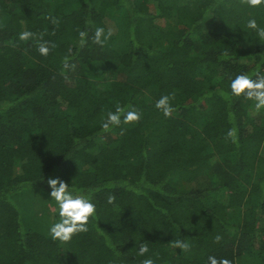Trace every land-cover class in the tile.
Here are the masks:
<instances>
[{
    "label": "trees",
    "instance_id": "trees-1",
    "mask_svg": "<svg viewBox=\"0 0 264 264\" xmlns=\"http://www.w3.org/2000/svg\"><path fill=\"white\" fill-rule=\"evenodd\" d=\"M250 18L264 28V5L0 0V264H264V109L230 89L238 74L264 75ZM96 27L113 32L103 47L92 43ZM25 30L35 35L20 41ZM78 30L88 33L83 48ZM97 65L109 76L95 79ZM169 93L176 111L166 118L155 104ZM117 105L142 118L103 133ZM233 127L236 143L226 139ZM48 178L96 205L70 242L49 235L58 207L37 230L16 202L22 193L52 200Z\"/></svg>",
    "mask_w": 264,
    "mask_h": 264
},
{
    "label": "clouds",
    "instance_id": "clouds-1",
    "mask_svg": "<svg viewBox=\"0 0 264 264\" xmlns=\"http://www.w3.org/2000/svg\"><path fill=\"white\" fill-rule=\"evenodd\" d=\"M243 4L249 7H259L264 5V0H241ZM53 25L57 24L55 19H52ZM246 27L256 32L257 36L264 40V28L260 27L254 18H250ZM35 34L31 31L25 30L19 34L20 41H28ZM79 44L83 48L87 43L88 33L86 31L78 30ZM113 32L108 29L107 32L103 27H96L91 37L92 43L103 47L112 37ZM44 34H40L41 43L38 45L37 51L41 56L47 57L51 51V45L49 41L43 39ZM71 53V49H69ZM63 67L69 71H75L76 65L70 63L69 55L63 58ZM255 79L248 74H238L231 80L230 89L231 95L234 97L244 96L249 100H254L255 110L258 112L264 109V75L259 72L255 73ZM175 99L174 94L162 95L155 104V107L160 110L166 118H171L172 113L176 109L172 106L171 101ZM142 118V114L132 108L131 105L125 107L117 105L115 111L108 112L107 118L101 122V131L103 133L110 132L113 127H120L122 124L128 125L138 123ZM124 129H121V134L124 133ZM238 130L233 127L228 130L226 139L231 140L233 143L237 142ZM48 186L51 188L50 196L54 200L59 208V222L52 224L49 229V235L53 241L70 242L73 236L88 231V223L91 217L95 216L96 205L91 201L90 197L85 195H74L69 189V185L59 178H48ZM108 203H112L115 200L114 195H109ZM223 237L216 235L214 242L219 243ZM175 248L181 251H189L190 245L185 241L175 240L172 241ZM149 248L147 243L140 244L138 255L145 256L148 253ZM209 264H232L227 258L217 259L214 256L208 257ZM141 264H155L151 258H146L141 261Z\"/></svg>",
    "mask_w": 264,
    "mask_h": 264
},
{
    "label": "rangeland",
    "instance_id": "rangeland-1",
    "mask_svg": "<svg viewBox=\"0 0 264 264\" xmlns=\"http://www.w3.org/2000/svg\"><path fill=\"white\" fill-rule=\"evenodd\" d=\"M122 50V49H121ZM109 75L103 73V68L100 65L94 67L93 77L95 79H104ZM21 196L17 197V204L22 210L24 215V223L28 226H36L37 230L46 229L44 221L52 220L54 218V213L58 207L54 200H50L47 197L40 199L38 195L34 196L30 194V197L34 196L37 200L34 202L35 198L32 200L26 198V193L19 194ZM38 196V197H37ZM41 201V202H40ZM37 202V205H36Z\"/></svg>",
    "mask_w": 264,
    "mask_h": 264
}]
</instances>
